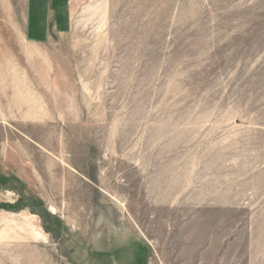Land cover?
<instances>
[{
    "label": "rangeland",
    "instance_id": "1",
    "mask_svg": "<svg viewBox=\"0 0 264 264\" xmlns=\"http://www.w3.org/2000/svg\"><path fill=\"white\" fill-rule=\"evenodd\" d=\"M31 1L0 0V264H264V0H38L34 41Z\"/></svg>",
    "mask_w": 264,
    "mask_h": 264
},
{
    "label": "crops",
    "instance_id": "2",
    "mask_svg": "<svg viewBox=\"0 0 264 264\" xmlns=\"http://www.w3.org/2000/svg\"><path fill=\"white\" fill-rule=\"evenodd\" d=\"M39 2L38 0H32L31 1L32 4L27 14L26 29H25L24 34L28 39H30V41H34L35 38H38V36L42 37L44 35L46 36L47 34V32L45 31V28L41 27L42 25L41 20H43V13H44L43 10L44 9H41Z\"/></svg>",
    "mask_w": 264,
    "mask_h": 264
}]
</instances>
